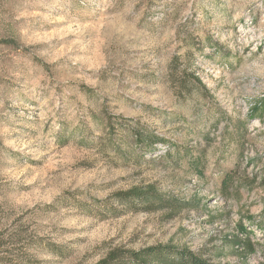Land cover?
<instances>
[{
  "label": "rangeland",
  "instance_id": "374dc122",
  "mask_svg": "<svg viewBox=\"0 0 264 264\" xmlns=\"http://www.w3.org/2000/svg\"><path fill=\"white\" fill-rule=\"evenodd\" d=\"M160 245L264 264V0H0V264Z\"/></svg>",
  "mask_w": 264,
  "mask_h": 264
},
{
  "label": "trees",
  "instance_id": "16d2710c",
  "mask_svg": "<svg viewBox=\"0 0 264 264\" xmlns=\"http://www.w3.org/2000/svg\"><path fill=\"white\" fill-rule=\"evenodd\" d=\"M195 85L202 86L201 81L195 77ZM142 128V127H141ZM143 129V128H142ZM146 132V133H145ZM135 132L133 135L136 147L145 146L150 139L155 140L153 133ZM120 205L135 210L138 203L148 206L153 204H162L165 202L162 197L150 189L143 190L135 188L128 192L120 193L117 196ZM105 203V202H103ZM106 204V203H105ZM107 205V204H106ZM108 206V205H107ZM111 210V207L108 206ZM97 264H216L211 260L203 259L195 255L193 252L185 249H178L172 246L160 245L156 247H148L140 250H129L119 248L111 251L104 259Z\"/></svg>",
  "mask_w": 264,
  "mask_h": 264
}]
</instances>
